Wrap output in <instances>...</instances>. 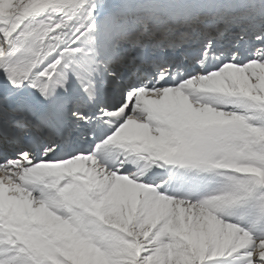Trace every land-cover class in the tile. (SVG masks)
<instances>
[{"label":"snow or ice","instance_id":"obj_1","mask_svg":"<svg viewBox=\"0 0 264 264\" xmlns=\"http://www.w3.org/2000/svg\"><path fill=\"white\" fill-rule=\"evenodd\" d=\"M0 264H264V0H0Z\"/></svg>","mask_w":264,"mask_h":264}]
</instances>
